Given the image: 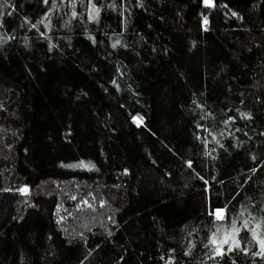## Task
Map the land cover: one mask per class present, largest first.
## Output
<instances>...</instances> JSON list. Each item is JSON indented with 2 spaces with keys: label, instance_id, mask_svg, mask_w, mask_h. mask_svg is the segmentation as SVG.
<instances>
[{
  "label": "trees",
  "instance_id": "1",
  "mask_svg": "<svg viewBox=\"0 0 264 264\" xmlns=\"http://www.w3.org/2000/svg\"><path fill=\"white\" fill-rule=\"evenodd\" d=\"M261 241L264 0H0V264Z\"/></svg>",
  "mask_w": 264,
  "mask_h": 264
},
{
  "label": "rangeland",
  "instance_id": "2",
  "mask_svg": "<svg viewBox=\"0 0 264 264\" xmlns=\"http://www.w3.org/2000/svg\"><path fill=\"white\" fill-rule=\"evenodd\" d=\"M216 213H217V215L220 217V214H222L221 212H222V210L221 209H219V210H217V211H215ZM224 234H226L225 232H224Z\"/></svg>",
  "mask_w": 264,
  "mask_h": 264
},
{
  "label": "snow or ice",
  "instance_id": "3",
  "mask_svg": "<svg viewBox=\"0 0 264 264\" xmlns=\"http://www.w3.org/2000/svg\"><path fill=\"white\" fill-rule=\"evenodd\" d=\"M261 245H262V247H264V241H261Z\"/></svg>",
  "mask_w": 264,
  "mask_h": 264
}]
</instances>
